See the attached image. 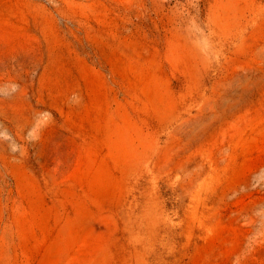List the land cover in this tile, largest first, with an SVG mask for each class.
I'll return each mask as SVG.
<instances>
[{"label": "rangeland", "instance_id": "374dc122", "mask_svg": "<svg viewBox=\"0 0 264 264\" xmlns=\"http://www.w3.org/2000/svg\"><path fill=\"white\" fill-rule=\"evenodd\" d=\"M0 264H264V0H0Z\"/></svg>", "mask_w": 264, "mask_h": 264}]
</instances>
